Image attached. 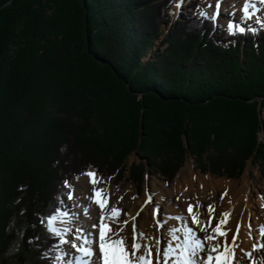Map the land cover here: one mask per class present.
Listing matches in <instances>:
<instances>
[{
    "label": "trees",
    "instance_id": "obj_1",
    "mask_svg": "<svg viewBox=\"0 0 264 264\" xmlns=\"http://www.w3.org/2000/svg\"><path fill=\"white\" fill-rule=\"evenodd\" d=\"M174 1L0 0V264H53L46 218L89 167L121 180L135 151L170 182L184 137L197 157L212 151L202 173L233 179L251 158L264 164V31L222 45L233 35L193 0L196 17L141 62ZM143 172L132 165L129 181Z\"/></svg>",
    "mask_w": 264,
    "mask_h": 264
},
{
    "label": "snow or ice",
    "instance_id": "obj_2",
    "mask_svg": "<svg viewBox=\"0 0 264 264\" xmlns=\"http://www.w3.org/2000/svg\"><path fill=\"white\" fill-rule=\"evenodd\" d=\"M184 0H178L176 6L179 8ZM259 5V7H258ZM211 7V5H209ZM221 7V0H217L215 8L216 12L210 15L204 10H198L199 15L205 19L215 20L219 14ZM242 13L241 20L244 22L253 21L260 25V29L253 27L251 24L242 26L240 23L228 24V32L230 35L236 33L244 34L250 31L257 34L259 30H264V0H243L240 8ZM261 13V15H257ZM80 176L88 177L87 183L92 185V194L87 196L93 204L99 209V223H92L91 227L96 230V235L93 237L92 233L87 232L85 227L78 221L76 213L69 215L67 208L63 212L59 209L54 214L46 218V225L48 231L59 239V243L53 247L58 249V254L55 260L60 264H244V257L252 261V264H264V243L260 245L254 244L252 251H244L243 256L237 253L236 240L239 236L240 225L237 223L236 232L231 237V243L228 240V233L231 231L227 224L229 222L230 213H222L217 219L215 227L212 226L215 208L213 205L207 206V219L201 218V204H188L187 214L190 218L191 225H195L200 232L206 233L204 237H200L193 228L185 226L183 229V237L176 235L179 229H173L169 233V239L164 242L161 247V239L159 237L146 238L143 232H139L135 217L132 222L131 244L128 242V237L124 235L128 225L127 220H121V214L124 213L113 204L109 209L110 197L106 194V189L97 187L98 184L104 183L102 177L98 175L95 170L85 171ZM80 176L76 179L79 180ZM65 188L68 189L66 193L68 200H79V195L76 194L74 186L69 182H64ZM23 191V188L20 189ZM224 195H227L225 191ZM122 199V197H121ZM223 199V196L221 197ZM148 203L152 202V197H148ZM119 201H117V204ZM63 204V201H61ZM80 207L79 204L75 205ZM264 207V204H262ZM142 210V209H141ZM82 213L95 221L96 213L85 205L82 208ZM126 215V213H124ZM159 214V205H156L154 215ZM139 213H137V216ZM175 219L183 220L184 217L178 216ZM76 220L75 235L72 239H65L64 237L71 233L73 229L69 227ZM45 223V219H42ZM65 225L63 229H58L56 223ZM160 227V225H158ZM251 231V228H250ZM259 235L264 238V226L259 229ZM146 239L154 240V243H142ZM79 241V243H77ZM61 245H70L78 255H73L71 251H66L61 248ZM153 248L155 254L153 257ZM259 252L261 254L260 260L253 258V253ZM203 253V255H201ZM68 257V259H65Z\"/></svg>",
    "mask_w": 264,
    "mask_h": 264
},
{
    "label": "bare ground",
    "instance_id": "obj_3",
    "mask_svg": "<svg viewBox=\"0 0 264 264\" xmlns=\"http://www.w3.org/2000/svg\"><path fill=\"white\" fill-rule=\"evenodd\" d=\"M187 1L188 0H184L179 8H177V6L175 7L172 14L173 17L176 18L177 14L184 11L185 6H187ZM229 1L223 0L222 12H219L221 21L225 24L234 21V25L244 22L241 20L242 13L240 11L243 0H240L237 9L232 8L228 12L229 16L226 18H229V20L224 18L226 14L224 11L229 9ZM227 10L225 12H227ZM87 180L88 177L83 176L75 183L74 189L80 198L78 201L72 200L73 202L68 203L66 206L69 215L76 213L78 221L85 227L87 232L92 233L93 237H95L96 230L93 229L91 225L94 222L99 223L100 209L86 198V195L91 196L92 194V185L88 184ZM241 184L239 188L236 183L224 182L222 180L215 181L210 176L200 177L192 170L188 162L179 172L172 184L171 190H168L167 193L144 194L140 199L134 196L124 199V196H121L122 194L118 196L115 192H108L107 189L106 194L110 197L109 209L113 204H116L117 207L123 209L124 213H126V215L124 213L121 214V220H127L129 222L124 233V235L128 237L129 244H131L133 217L136 218L135 223L137 224L138 231L143 232L146 238L159 237L161 240L164 239L161 246L170 238L169 233L173 229L180 230L176 232V235L182 239L183 229L186 224L192 227L193 231L196 232L198 236L204 237L206 233L200 232L195 225H191L190 218L186 211L188 204L195 205L199 203L202 206L200 215L204 220L207 219V206H214V216L216 219L212 221L213 227H215L217 219L220 218L222 213L227 212L231 214L227 224V227L231 230L228 233L229 243H231V237L236 232V225L239 223L240 231L236 240V244L238 245L237 253L239 256H243L241 249L251 252L254 244L260 245L264 243V238L259 235V229L261 226H264V207H262V204H264V190L256 188L253 181L249 179L247 175L243 178ZM97 187L102 188L100 184H98ZM195 188H197L196 192L194 191ZM225 191H227V195H224ZM149 196L152 197L151 203L147 202ZM222 196L223 199H221ZM162 200L163 208L161 210L159 208V214L154 215L156 205L160 207ZM117 201H119L118 204ZM76 204H79L80 207H76ZM85 205H87L92 212L96 213L95 221L83 215L82 208ZM64 210L60 211L63 212ZM137 213H139L138 216ZM178 216H182L184 219H175V217ZM76 224L77 221L74 220L73 223L69 225L73 231L66 235L64 237L65 239H72L74 237ZM158 225H160V227H158ZM55 226L58 229H63L65 227L64 224L59 222H57ZM77 243H79V241H77ZM142 243H154V240L146 239L142 241ZM62 248L66 251H71L73 255H78L74 249H71L70 245H63ZM154 254L155 249L153 248V257ZM201 255H203V253ZM253 258L257 261L260 260L261 254L259 252H254ZM65 259H68V257H65ZM244 264H252V261L244 257Z\"/></svg>",
    "mask_w": 264,
    "mask_h": 264
},
{
    "label": "rangeland",
    "instance_id": "obj_4",
    "mask_svg": "<svg viewBox=\"0 0 264 264\" xmlns=\"http://www.w3.org/2000/svg\"><path fill=\"white\" fill-rule=\"evenodd\" d=\"M192 0H188L184 11L182 13L177 14V17H173V10L176 7V4L178 2V0L174 1L171 6L169 7V9L167 10L168 13V21L167 23H165V25H162L160 27V30L162 32L161 35H159L156 40L154 42H152V47L147 49L144 56H141V62L143 63H147L152 61L155 58V55H160L162 54L166 47L167 44L164 43V39L165 37L170 33V30L172 28H175V26L173 27V21H175V19H177L179 17L180 14L183 15V17H191L194 16L193 11L190 9V3ZM226 1V0H225ZM229 1V0H227ZM239 2L240 0H230L229 1V9L227 10V12L224 11L225 16L224 18H226L227 16H229L228 12L233 8L237 9L239 7ZM215 0H200L198 2L199 8L200 10H204L206 12H208L210 15L215 14L216 10L214 8L215 5ZM221 4H223V1L221 2ZM211 5V7L209 6ZM222 5L220 7L219 12H222ZM257 15H260V13H257ZM200 16V15H199ZM221 15H217L215 20H212L214 22L215 25L219 26V28H223L225 30H228V24H225L223 21H221V17H219ZM173 17V19H172ZM195 17V16H194ZM202 17V16H201ZM175 18V19H174ZM204 18V17H203ZM226 20H229V18H226ZM178 21V20H177ZM231 23L234 24V21H230ZM240 24H242V26H247V24H251L253 27L256 28H260V25L253 23V21H247V22H241ZM171 28V29H170ZM170 29V30H169ZM229 34V32H228ZM230 35V34H229ZM234 37V36H233ZM220 42L223 45H226L228 43L234 42L233 40H229V39H222L220 40ZM102 52L105 53V51L102 49ZM142 54V52H141ZM66 78V77H65ZM55 87V86H54ZM50 88L49 87V93L46 92V95L52 94V91L54 92L55 88ZM96 96H98V93H96ZM51 96V95H50ZM95 96V95H94ZM141 97V94H140ZM256 99V101H261L262 98H254ZM254 99H252L251 101H254ZM260 123L263 125V129L261 128V130L257 133V141L260 144H264V110L261 112L260 115ZM140 138L142 137V129H140ZM185 138H183L181 146L184 149V152L182 154V165L179 167V169L177 170V172L175 173V175L173 176V178L170 180V182L165 181V179L161 176H159L158 174H156L154 171L153 167H150L151 163L150 160L147 156H144L143 154H137L135 151H132L130 154H128V156L126 157L124 164H125V169L123 172V177L121 180H116L115 179V175H106V174H99L97 172V170L93 167H89L87 169V171L89 170H95L98 175L100 177H102L104 183H101V187L103 189H107L108 192H115L118 196H124V199L134 196L137 199L142 198L144 194H148L151 195L152 193L157 194V193H167L168 190H171L172 188V184L174 183V180L176 179L177 175L179 174V172L186 166V164L189 162L190 166L192 167V170H194L200 177H206V176H210L212 177L215 181H224V182H231V183H236L237 186L240 188L241 187V182L243 180V178L247 175L249 177V179H251L254 183V186L256 188L262 189L264 190V164L259 163L257 161H253L252 163V158L249 159L246 163V166L244 167L241 175L238 178H233V179H229L226 178L224 176H216L213 175L211 172L209 171H205L204 173L201 172L200 167L204 166L207 164L208 161V157L211 155L210 153L212 151H208L206 153H203L201 155V157H197L196 155H194L191 150H190V146L189 143L187 141L186 138V142H185ZM186 146H188V151L186 149ZM172 152L169 153L168 158L172 159V156L175 155L178 152V147L177 148H172ZM159 158L160 161L164 160L166 158V155L157 157ZM201 161V162H200ZM132 165L139 166L142 165L144 166V172H143V180L141 181V183L139 185L135 184V183H131L129 181V170L130 167ZM83 176H80V178H82ZM80 180V179H79ZM79 180L72 179L69 182L74 186L75 183H77ZM110 190V191H109ZM194 191H197V188L194 189ZM116 196V195H115ZM61 201H63V204H61L60 209L64 210L65 208H67V204L68 203H72L73 201L68 200L67 199V195L65 196H61L60 197ZM163 200L161 201V206L159 207L160 210L163 208ZM164 241V239L161 240V242ZM61 248L63 247V245L60 246ZM163 248V246H161ZM56 254L55 256L58 254V249H56ZM53 264H59L58 261L55 260L54 258V262Z\"/></svg>",
    "mask_w": 264,
    "mask_h": 264
},
{
    "label": "water",
    "instance_id": "obj_5",
    "mask_svg": "<svg viewBox=\"0 0 264 264\" xmlns=\"http://www.w3.org/2000/svg\"><path fill=\"white\" fill-rule=\"evenodd\" d=\"M177 20H178V21L183 20V15L180 14L179 17H178L177 19H175V21L172 22V23H173V25H172L173 27L176 25ZM170 29H171V28H170ZM170 29H169V30H170ZM254 100H256V99H254ZM261 128L263 129V125H262V124H261ZM185 142H186V138H185ZM186 149H187V151H188V146H186Z\"/></svg>",
    "mask_w": 264,
    "mask_h": 264
}]
</instances>
